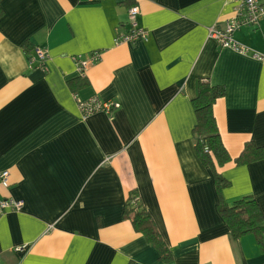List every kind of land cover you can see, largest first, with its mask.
<instances>
[{"label":"crops","instance_id":"0c3cea01","mask_svg":"<svg viewBox=\"0 0 264 264\" xmlns=\"http://www.w3.org/2000/svg\"><path fill=\"white\" fill-rule=\"evenodd\" d=\"M264 4V0H259ZM137 6L146 41L119 42ZM0 216L5 264H264L251 234L233 240L220 217L252 198L264 220V156L237 164L247 143L264 146V61L208 37L232 16L231 0H0ZM264 54V18L233 35ZM47 51L45 69L29 65ZM97 51L83 75L72 57ZM201 80L221 86L215 123L230 161L214 175L194 146L192 100ZM117 103L81 118L77 102ZM151 215L172 259L164 262L123 216L129 193ZM18 249V250H17Z\"/></svg>","mask_w":264,"mask_h":264},{"label":"trees","instance_id":"16d2710c","mask_svg":"<svg viewBox=\"0 0 264 264\" xmlns=\"http://www.w3.org/2000/svg\"><path fill=\"white\" fill-rule=\"evenodd\" d=\"M1 15L2 9L0 7V17ZM224 95L225 90L223 87L211 86L207 81L201 80L197 85L196 96L192 100L196 118V125L193 129L194 149L201 163L211 169L219 194L227 185V182L216 171V165L223 166L230 161V158L221 142L213 115V106ZM263 156L264 146L256 147L251 143H247L235 162L237 164H247L260 160ZM217 210L230 230L231 239L236 240L251 234L263 250L264 220L258 205L252 198L243 197L231 205H227L220 198ZM123 216L130 221L134 231L142 234L148 243L155 248L160 260L164 262L171 261L172 255L169 248L163 241L151 215L140 204L139 196L135 190H132L126 198Z\"/></svg>","mask_w":264,"mask_h":264},{"label":"built area","instance_id":"2783aa9c","mask_svg":"<svg viewBox=\"0 0 264 264\" xmlns=\"http://www.w3.org/2000/svg\"><path fill=\"white\" fill-rule=\"evenodd\" d=\"M234 2L232 16L225 23L223 27L212 26L208 30V37L214 40L221 48L231 49L232 51L241 55H250L252 58L264 61V54L252 52L248 47L239 44L233 38L236 31L244 27H256L260 20L264 18V4L259 0H231ZM139 13V8L133 6L127 11L128 31L119 35V42L134 44L138 41H146L148 33L139 28L136 23V17ZM33 56L29 59V65L36 64L39 68L45 69L47 61V51L40 47L33 48ZM100 58L97 51L91 52L87 58L82 56L72 57L76 72L79 75L87 70L89 66L96 63ZM78 110L81 118L85 119L95 113L104 112L110 114L113 110L119 107V104L99 103L95 98L77 102ZM9 172L4 170L0 172V186L3 188L9 187ZM23 206V202L11 198H4L0 200V216L9 211H19ZM18 250V249H17ZM0 264H5L0 256Z\"/></svg>","mask_w":264,"mask_h":264}]
</instances>
